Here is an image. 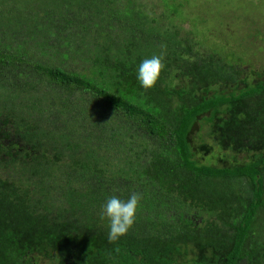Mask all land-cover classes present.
I'll use <instances>...</instances> for the list:
<instances>
[{
  "label": "trees",
  "instance_id": "16d2710c",
  "mask_svg": "<svg viewBox=\"0 0 264 264\" xmlns=\"http://www.w3.org/2000/svg\"><path fill=\"white\" fill-rule=\"evenodd\" d=\"M162 19L136 0H0V166L16 168L0 176V264H264L249 235L264 209V76L237 77ZM161 44L145 89L139 64ZM190 140L218 152L199 160ZM133 191L135 223L109 243L102 205Z\"/></svg>",
  "mask_w": 264,
  "mask_h": 264
},
{
  "label": "rangeland",
  "instance_id": "374dc122",
  "mask_svg": "<svg viewBox=\"0 0 264 264\" xmlns=\"http://www.w3.org/2000/svg\"><path fill=\"white\" fill-rule=\"evenodd\" d=\"M136 1L141 4L149 15L162 17L163 19L160 20L162 24L170 27L174 26L173 28L185 36L187 41L193 43V48L195 47L202 55L212 51L221 63L228 64L230 62L237 71V77H242L245 73L251 72L250 75H252L251 79L253 81L264 76V0H167L168 2L179 3L177 11L179 15L177 16L168 11L171 5L169 3L164 5L162 0ZM67 60L63 63V67L66 69H79L83 64L86 65L85 62H79L78 60ZM180 81L179 79L175 80L178 84L181 83ZM63 91H60L62 96L68 93V90ZM71 91L69 93L71 98L79 97V100L80 97L84 99L89 97L87 93L80 90L72 89ZM210 93L211 91L204 92L202 89H198L196 96ZM102 102L99 100L98 106H100L108 121L115 124L117 121L123 120L119 117V114H116L115 110L112 111L103 106ZM83 105H89L88 111L92 108H90L89 103ZM201 122L202 119L193 122L189 137L197 136V132L201 128ZM214 128L212 129L214 130ZM87 129L92 130L94 128L87 126ZM209 144L210 149H208L207 144L197 146L191 142V146L196 145L195 147H199L200 151H196L199 160L210 162L218 152L214 142H209ZM48 151L50 157L51 150ZM241 155H236L239 161L244 158L243 156L241 158ZM226 163V161H219L216 164ZM14 169L16 168L9 165L3 167L1 165L0 176H6L5 173H11ZM233 183L232 190L236 195H241L245 186L244 180L240 179ZM218 185L223 187L224 184H221V181L218 180L216 186ZM192 219L197 222L200 217L193 216ZM207 219L213 226L215 224L221 231L226 232V226L222 225L215 217L208 216ZM249 233L251 239L258 238L264 244V209L258 208L256 210Z\"/></svg>",
  "mask_w": 264,
  "mask_h": 264
},
{
  "label": "clouds",
  "instance_id": "9594fccd",
  "mask_svg": "<svg viewBox=\"0 0 264 264\" xmlns=\"http://www.w3.org/2000/svg\"><path fill=\"white\" fill-rule=\"evenodd\" d=\"M160 47L159 54H153L139 64L137 79L145 89L155 86L165 68L166 45L161 44ZM142 198V193L138 191H133L126 200L116 195L107 198L102 205L101 218L106 217L109 220V243H115L133 227Z\"/></svg>",
  "mask_w": 264,
  "mask_h": 264
}]
</instances>
